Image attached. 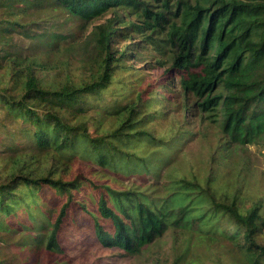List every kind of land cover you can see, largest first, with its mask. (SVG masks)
Instances as JSON below:
<instances>
[{"label": "trees", "instance_id": "trees-1", "mask_svg": "<svg viewBox=\"0 0 264 264\" xmlns=\"http://www.w3.org/2000/svg\"><path fill=\"white\" fill-rule=\"evenodd\" d=\"M150 70L162 73L152 81ZM128 76L137 82L126 85ZM113 85L129 87L125 110L102 103L122 93ZM177 90L195 99L185 124L194 112L212 143L195 161L184 155L168 167L163 193L83 167L73 177L75 154L87 146L99 166L137 168L135 137L151 136L145 127ZM103 111L124 117L93 140L87 116ZM0 127L11 142L0 141V264H13L7 247L18 250L11 237L21 230L37 232L25 234L21 250L35 240L44 253L24 264H66L64 236L86 222L102 249L125 258L170 233L171 254L151 264H264V196L251 195L252 169L240 155L264 136V0H0ZM175 129L147 141L174 151L191 139L181 128L174 140Z\"/></svg>", "mask_w": 264, "mask_h": 264}, {"label": "rangeland", "instance_id": "rangeland-1", "mask_svg": "<svg viewBox=\"0 0 264 264\" xmlns=\"http://www.w3.org/2000/svg\"><path fill=\"white\" fill-rule=\"evenodd\" d=\"M50 15L52 14H47L43 18H41V22L49 20ZM110 16L111 15L109 14L99 22L105 21ZM64 20V15L60 14L58 21ZM56 27H58L57 24ZM42 31L43 29L39 28L37 33H40ZM16 33H20L21 35L22 30L17 31ZM73 33L78 34V36H82V33L75 29ZM26 42L28 45L25 43L21 44L23 47L21 48V50H24L23 52H25V49L29 46V42ZM156 56L160 58L163 57V55L159 54H156ZM148 62L149 59L146 58L145 63ZM132 66L136 68L144 67L143 62H134ZM161 73L162 70H158L157 72H155L154 70L149 71V75L152 77V81H155ZM128 77L130 79L125 81L126 85L137 82L136 77ZM139 80L145 81L142 76H139ZM119 85H121V83ZM147 86L148 84H146L145 88ZM117 87L119 86H112V88ZM128 88L129 87L126 86L119 87V89L122 90L121 94L111 97L104 96L102 103H109V111L114 107L116 108L117 106L118 109L125 110V104L127 100L131 98ZM133 89L137 90L136 85H134ZM169 97L171 100L166 99V101L163 97H159V99L162 98V100L165 101L166 104L172 103V105L169 106L170 108L162 109L160 111V116H158V119L150 121L145 127V130L148 131L151 136L155 134L156 138H160L162 136L167 140L169 138H167L166 135H168L169 131L172 128H175V126L176 131L174 133V140L175 138H177V136H179L177 134V131L181 128L186 129L187 131L190 130L191 139L180 143L176 140V142L174 143V145L179 143L180 145H183L182 147H178L176 149L174 147V151H170V149L168 151V149H165V145L160 146L158 144H151V142H148L147 140L151 138V136H137L135 137L134 143L131 146L130 153L134 156H139L140 160L137 163H139L140 165L137 168H131V170L129 171L130 173L123 174L124 170H121L120 172H113L107 168H104L103 166H99L95 161L96 154H89V146H87L86 150H79L75 154L74 162L72 165L73 177L79 174L82 175L83 167L85 170L90 171V173L111 177L113 179V183L118 186L126 188L130 186H139L144 189L145 192L150 193L151 196H157L159 193H163L164 190L162 189L161 182L168 167H170L173 163L181 162V159L184 155L189 158H193V161H195L200 155L206 152L209 144L212 143V139L210 137H204L201 135V122L194 112L192 114V117L194 118L188 117L189 121L191 122L190 126L185 124L184 114L187 110L188 114L190 109L195 110V99L191 96L189 98L183 96V94H181L179 90L170 93ZM59 112L67 119L72 118L65 110H59ZM39 113H41V111H39ZM155 113L158 115L159 111L158 113L155 111ZM107 114V111H103L102 114L97 117H90V115L87 116V121L89 123L88 126L91 131L93 140H98L103 136L111 134L113 130L119 125L120 119L124 117V115H119V113L114 117H109ZM161 114H163V116H161ZM2 131L3 128L0 127V132ZM206 132L207 131L204 130L205 134ZM2 140L7 141V144H11V142H9L10 140H7V137L4 134L0 135V141ZM14 141H16V144L24 143V141H22V139L20 138H16ZM6 147L7 145L0 144V150L5 149ZM22 149H29V145H26V147L23 146ZM154 150H158L160 153L155 154ZM240 155L243 156V158H245L247 161H249L250 168L252 169V174L249 178L250 180L254 181V183L251 184V186H253L251 195L255 197L264 196V136H262L261 139H258L256 143L244 146V150ZM169 156L174 157V160H167L166 157ZM184 164L186 163L184 162ZM198 164L200 165L199 161ZM224 174H226V169L221 170V176H223ZM152 189H156V191L149 192L153 191ZM40 219V216L36 214V218L34 220L25 222L22 225L26 227L27 225H30L36 220ZM88 223L89 222L84 223L80 230L76 232H68L65 234L64 243L66 250L64 256L62 255V257L66 264H151V261L154 262L156 258H166L171 254V248L174 244V238L169 233L155 244L145 248L144 252L142 253L143 256L137 257L135 259L125 258L122 252L115 251V249H102L98 245V243L95 242L91 227ZM41 224H39V226ZM45 232L46 231H44V233ZM26 233H31L32 235L37 234V232L34 234L32 230H21L11 237V242L16 243V247L18 249H14L15 245L7 247V252L10 258H12L13 264H24L26 262L31 263V260L34 258L36 252L44 254L43 252H41L40 247L36 245L37 241L35 240L21 250V246H19V243H22L23 239L26 237ZM203 248L204 247L196 248L195 251L196 253L200 254L199 256L203 254ZM42 261L45 264V258L42 259Z\"/></svg>", "mask_w": 264, "mask_h": 264}]
</instances>
